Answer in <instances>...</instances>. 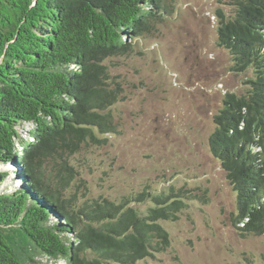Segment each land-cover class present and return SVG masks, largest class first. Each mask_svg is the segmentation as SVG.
I'll return each instance as SVG.
<instances>
[{
    "label": "trees",
    "instance_id": "obj_1",
    "mask_svg": "<svg viewBox=\"0 0 264 264\" xmlns=\"http://www.w3.org/2000/svg\"><path fill=\"white\" fill-rule=\"evenodd\" d=\"M217 10V46L234 74L252 72L244 95H224L210 153L236 195V233L264 234V0ZM167 10L166 0H0V165L19 181L0 192V264H140L165 252L162 225L193 198L173 188L113 202L80 203L70 158L115 133L122 89L106 60L128 55ZM30 124L26 138L19 128ZM52 168L47 171V166ZM7 173L0 172V185ZM134 204H145L141 212Z\"/></svg>",
    "mask_w": 264,
    "mask_h": 264
},
{
    "label": "rangeland",
    "instance_id": "obj_2",
    "mask_svg": "<svg viewBox=\"0 0 264 264\" xmlns=\"http://www.w3.org/2000/svg\"><path fill=\"white\" fill-rule=\"evenodd\" d=\"M166 4L162 19L133 42L128 55L106 60L122 89L111 108L115 133L105 145L83 146L69 159L79 173L69 193L80 203L99 197L117 203L145 188L193 196L176 221L162 223L168 249L140 264H264V234L242 237L231 225L236 195L209 148L224 95H244L253 76L232 73L229 54L217 46L215 14L233 16L234 8L230 0ZM30 129L19 128L23 138ZM17 169L12 162L0 165L7 173L1 193L14 191ZM34 260L65 264L43 255Z\"/></svg>",
    "mask_w": 264,
    "mask_h": 264
},
{
    "label": "clouds",
    "instance_id": "obj_3",
    "mask_svg": "<svg viewBox=\"0 0 264 264\" xmlns=\"http://www.w3.org/2000/svg\"><path fill=\"white\" fill-rule=\"evenodd\" d=\"M65 262V261H64ZM66 264V263H65Z\"/></svg>",
    "mask_w": 264,
    "mask_h": 264
}]
</instances>
